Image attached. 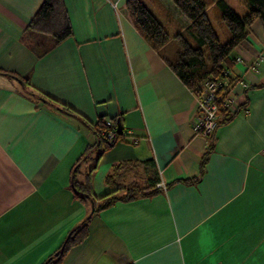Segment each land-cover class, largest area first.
Listing matches in <instances>:
<instances>
[{"label": "crops", "instance_id": "0c3cea01", "mask_svg": "<svg viewBox=\"0 0 264 264\" xmlns=\"http://www.w3.org/2000/svg\"><path fill=\"white\" fill-rule=\"evenodd\" d=\"M62 1L71 34L54 43L26 29L42 0H0V264H42L87 216L84 240L51 264H264V59L247 66L264 56L263 23L230 54L232 75L248 87L215 128L200 175L208 139L193 132L194 96L166 60L176 56L184 15L171 0H141L169 33L155 47L126 0ZM207 12L219 18L215 5ZM17 79L89 123L120 119L123 135L88 154L95 131ZM72 171L79 183L90 174L94 206L116 191L108 177L156 191L91 212L75 196Z\"/></svg>", "mask_w": 264, "mask_h": 264}, {"label": "trees", "instance_id": "16d2710c", "mask_svg": "<svg viewBox=\"0 0 264 264\" xmlns=\"http://www.w3.org/2000/svg\"><path fill=\"white\" fill-rule=\"evenodd\" d=\"M171 1L175 4L178 11L184 15L188 23L182 31L177 32L174 36L177 42L175 58L166 60L168 65L172 68L180 80L191 91L197 90L204 78H207L208 76L219 75L226 67L231 68L232 59L230 54L233 49L245 38L247 34V28L255 20H260L264 25V0H242V2L247 6V11L243 14H239L233 10L225 0ZM125 5L130 18L148 42H150L155 47H161L168 40L169 33L165 26L155 17V15L141 0H126ZM211 5H215L217 7L219 14L218 20L226 27L227 37L225 41H222L219 38L209 20L207 9ZM26 29L49 33L52 35L54 43H58L69 36L71 34V26L63 5V1L42 0L37 10L28 21ZM21 81L25 87L24 81ZM26 92L32 96V93H34L37 96L46 99L47 101L66 111L67 114L80 117L84 121L85 125L89 126L95 131L98 142L96 149L112 145L123 135V130L120 133L117 132L116 124L118 119L116 118L103 119V116H98L95 123H89L68 106L62 104L59 106V104L54 103L52 99L45 98L43 95L38 93L28 91ZM36 99L40 100L39 98ZM54 108L59 110L56 107ZM234 112H229L222 108L219 113L216 127L221 122L227 120L228 117H230ZM106 120L112 121L115 127L112 139H108L106 137V131L109 128L106 125ZM207 139L209 146L199 163L200 175L203 173L208 155L212 151L214 131L207 136ZM94 146L95 144L90 148ZM81 159L82 157L78 160V162H80ZM149 174L153 183L158 181L157 176L152 173V170H150ZM109 178L110 177H108L106 180L107 183L115 186L116 191L102 196L100 199L101 203L97 206H94V211L98 208H103L109 205L116 199L126 200L135 196H145L156 191V188L154 190L148 191V189L141 188L134 184L122 185L115 182L113 183V181L110 182ZM71 179L75 196L78 199L89 200V202L92 201L95 203L90 174L85 176L83 183H79L75 178V172L72 171ZM196 180V178H192L180 179L179 181L191 183ZM122 188L125 189V193L122 195H116L115 193ZM89 218L90 216L85 217L77 225L71 228L70 235L65 237L60 247L57 248V254L55 256L51 254V258H47L42 264L58 263L62 255L71 246L81 243L87 235L86 226ZM126 264L133 263L129 262Z\"/></svg>", "mask_w": 264, "mask_h": 264}, {"label": "built area", "instance_id": "2783aa9c", "mask_svg": "<svg viewBox=\"0 0 264 264\" xmlns=\"http://www.w3.org/2000/svg\"><path fill=\"white\" fill-rule=\"evenodd\" d=\"M263 54H259L247 66L256 70L259 61L263 60ZM237 62H242L241 56L234 58ZM248 84L240 75H232L230 67H226L219 75L204 78L197 90L191 91L195 100V116L191 124L194 133L204 136L210 135L216 128L219 113L222 108L229 112H234L242 102V88H247ZM239 88V90H237ZM109 127L106 137L112 139L114 135V125L110 120H106ZM132 143L137 141L132 138ZM162 186L161 183L157 184Z\"/></svg>", "mask_w": 264, "mask_h": 264}, {"label": "rangeland", "instance_id": "374dc122", "mask_svg": "<svg viewBox=\"0 0 264 264\" xmlns=\"http://www.w3.org/2000/svg\"><path fill=\"white\" fill-rule=\"evenodd\" d=\"M231 5H232V7H234V9L236 10V11H241L240 9H241V5H240V1H238V0H227ZM208 17H209V20H210V22H211V24H212V26H213V28H214V30H215V32L217 33V35L219 36V38L222 40V41H225V39H226V37L224 36V34H223V31H222V29H221V27H220V24H221V22H219V20L218 19H216L213 15H212V13L210 12V13H208ZM224 26V25H223ZM225 27V26H224ZM226 28V27H225ZM166 52L167 53H169V50L167 51L166 50ZM135 138V137H134ZM131 185V184H130ZM115 187V186H114Z\"/></svg>", "mask_w": 264, "mask_h": 264}, {"label": "water", "instance_id": "95a60500", "mask_svg": "<svg viewBox=\"0 0 264 264\" xmlns=\"http://www.w3.org/2000/svg\"><path fill=\"white\" fill-rule=\"evenodd\" d=\"M17 81H18L19 84L22 86V88L26 91L23 82H22L21 80H19V79H17ZM32 94H33V96H35L36 98H39L40 100H42V101L48 103L49 105H52V106L58 108V109H59L60 111H62V112H65V113H66V111L62 110L61 108L57 107L56 105H54L53 103L47 101L46 99H43V98L37 96V95L34 94V93H32ZM71 115H72V114H71ZM75 117H78V116H75ZM78 119L81 120V122L84 123V121H83L80 117H78ZM84 124H85V123H84ZM116 126H117V132L120 133V132L122 131V126H121V122H120L119 119L117 120V124H116ZM97 145H98V142H96L95 146H94V147L88 152V154H89L92 150L96 149ZM88 154H87V155H88ZM90 204H91V212H93V211H94V203H93L92 201H90ZM70 233H71V230L68 231L66 237L69 236ZM56 254H57V251H55V252L53 253L54 256H55ZM49 258H51V256L48 257V259H49Z\"/></svg>", "mask_w": 264, "mask_h": 264}]
</instances>
